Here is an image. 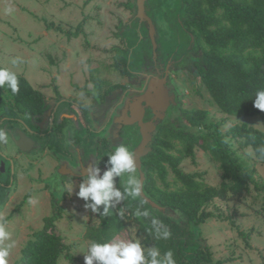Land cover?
I'll return each mask as SVG.
<instances>
[{"label": "rangeland", "instance_id": "1", "mask_svg": "<svg viewBox=\"0 0 264 264\" xmlns=\"http://www.w3.org/2000/svg\"><path fill=\"white\" fill-rule=\"evenodd\" d=\"M120 2L121 0H0V65L25 76L29 83L45 96L54 95V90H59V93L67 98L75 97L79 95L78 90H91L96 82L101 83L102 88H106L109 82H120L121 78L112 64L115 53H121L125 48L121 49L119 46L116 34L119 22H126L130 18V12L123 9ZM165 2L166 0H162L160 4L164 5ZM154 3L152 0L151 4ZM158 21L163 24L161 18ZM80 23L81 33L77 37H68L65 31H73ZM197 54L199 55L200 51H197ZM184 58L181 64L177 61L176 69L182 68L196 57L192 52H188V57ZM14 59L18 60V63L13 64ZM171 79L179 89L185 112L208 110V120L214 122L224 116L211 101L199 76L174 70ZM103 81L107 83L103 84ZM240 122L263 129L264 119L261 116H232L220 126V132L225 134L224 138L243 164L254 170V178L262 184L264 162L255 157L252 148L242 146L240 141L229 139L226 135L230 126ZM181 125L184 126V123L180 122L176 127L173 120H166L164 123L166 131H170V134H175L171 130L182 127ZM47 137L46 139H52L49 134ZM10 139L8 134L0 139V217L6 222V229L10 233V239L5 243L12 245L8 264L17 261L23 245L33 237V232L42 226L43 218L49 216L54 210L53 207L57 206L56 203L51 204L52 197L60 201L62 212L61 218L55 222L56 231L70 245L73 264H84L85 254L82 251H86L91 240H98V235L103 237V234L99 233L98 217L91 209H85L86 202L77 195L79 188H73L71 194L65 191L66 186L72 183H69L68 177L63 176L61 167H50L52 160L49 158L39 157L44 159L39 160L38 155L41 152L37 150L21 156L17 146ZM172 142L176 143V148L181 149L176 139ZM64 145L65 148L60 145L59 149L64 150L66 154L56 155L55 161L58 156L71 154V151H67L68 144ZM170 152L177 154L174 149ZM15 155L18 157L15 158ZM11 156L13 159H10ZM18 161L19 167L16 164ZM43 162L48 166L44 167ZM167 167L166 180L173 189L175 173L169 164ZM179 167L185 173H201L206 184L216 185L220 181L218 164L209 153L199 147H195V159L185 157ZM37 168L43 171L39 173ZM13 170L16 174L19 173L18 183L12 184L11 181L8 186H4L3 182L7 181ZM64 180L67 182L66 186ZM158 182L161 184L160 179ZM177 184L180 185V182ZM262 196L252 185L250 193L241 201H223L216 198L208 205L207 209L213 215L197 227L199 239L201 238L209 248L210 261L206 264H264ZM131 199L126 198L124 201L129 202ZM136 230L129 221L124 234L118 235L117 238L138 239L146 249V254L147 249L152 247L161 250V246H168L167 240L159 238L158 247L155 241L146 239L145 234L137 235ZM241 231L246 234H240ZM246 240L249 246L245 244ZM58 264H70V261L62 255Z\"/></svg>", "mask_w": 264, "mask_h": 264}, {"label": "trees", "instance_id": "2", "mask_svg": "<svg viewBox=\"0 0 264 264\" xmlns=\"http://www.w3.org/2000/svg\"><path fill=\"white\" fill-rule=\"evenodd\" d=\"M185 2L184 13L188 16L195 37L192 50L195 53L200 51L197 61L195 60L200 82L224 116L214 122L208 120V110L197 109L188 112L192 127L171 130L175 134H170L169 129L167 132L164 125L157 129L153 151L146 159L150 164L142 189L147 197L164 207L165 211L152 207L140 196L127 201L124 206L117 205V208L110 209L107 216L98 213L96 216L99 219V233L103 234V237L98 235L99 241L124 234L130 221L136 227L137 235L145 234L146 239H152L159 247V238L152 225V219L156 218L162 228H166L171 234L167 239L168 246H161V254L172 250L176 264H206L210 261L209 248L199 239L197 227L213 215L207 209L208 205L216 198L241 201L250 193L252 185L257 192L262 193L264 199V182L260 184L254 178V170L243 164L224 138L225 134L220 132V126L232 116H261L264 119V112L254 107L256 92L264 89V0ZM81 31L82 23L73 31L66 30L65 33L68 37H77ZM130 49L126 47L121 53H115L112 65L119 74L126 75L130 72L133 66V62L129 61L131 52L134 51L131 53L132 58L135 54L142 53L139 47L133 48L131 52ZM17 76L19 91L16 94L7 86L0 87V119L5 116L35 117L45 108L43 93L35 89L25 76ZM102 83L106 84L107 81ZM98 86L99 84L96 87ZM226 135L229 139L240 141L242 146L252 148L255 157L264 162V155L259 151L264 147V128L240 122L230 126ZM175 139L180 143L181 149L176 148V143L172 142ZM195 147L209 153L218 164L221 172L218 184H206L201 173H185L180 169L179 164L183 158L195 159ZM172 149L177 154L171 153ZM168 164L175 173L173 189L166 180ZM4 183H9L8 177ZM141 200L144 201L143 204ZM103 207L99 206L101 211ZM53 208V212L43 218L42 226L23 245L14 264H58L62 255L73 264L70 245L56 231L55 222L61 218V207ZM137 208L141 211L147 209L150 215L136 217L133 213ZM121 209L122 216L119 214ZM242 233L246 234L244 231L240 232ZM245 244L249 246L247 240Z\"/></svg>", "mask_w": 264, "mask_h": 264}, {"label": "flooded vegetation", "instance_id": "3", "mask_svg": "<svg viewBox=\"0 0 264 264\" xmlns=\"http://www.w3.org/2000/svg\"><path fill=\"white\" fill-rule=\"evenodd\" d=\"M151 1H144V10L152 20L155 31V41L158 45L155 55L148 25L135 17L136 0H121L120 5L130 12V18L126 22H119L116 40L122 48L130 47L131 52L133 48L139 47L142 53L135 54L133 58L132 52L129 54V61L133 62V66L126 75L118 73L120 82H109L106 88H102L101 83L96 82L91 90H78L79 95L69 98L59 93V90H54V95L43 94L45 108L39 116L30 118L5 116L0 119V135L3 138L8 134L3 135L1 131L6 126V129L11 130L9 134L11 139L13 136H18L19 130L33 140V149L24 152L18 149L21 156L35 150L41 152L38 159L39 157L49 158L53 161L50 162L52 164L50 167L55 169L61 167L60 171L63 172V176L70 179L69 183H72L73 188H79L88 167L94 164L101 169V175L103 174L107 155L114 145L125 144L133 151L139 144L141 141L140 120L145 123L154 117L153 108L147 99V86L151 79L166 78V91L169 96H174V103L168 100L163 119L157 120L155 129L151 131V138L146 145L149 150L140 158V168L144 179L150 164L146 159L153 151L157 129L164 125L166 120H173L176 127L180 122L184 123V126L181 125L179 129L192 127L188 120L189 113L183 110L179 89L171 81L174 70L198 76L195 64L198 54L192 50L195 37L191 31L188 16L184 13L186 2L185 0H166L165 4L161 5L162 0H153L155 3L152 5ZM159 18L163 20V24L158 21ZM188 52H192L196 58L182 68L176 69L177 61L181 64L182 59L188 57ZM98 84L99 86L96 87ZM48 134L51 135V140L46 139ZM64 143L68 144L67 151H71V154L65 157L58 156L62 160L57 158L55 161L56 155L66 154L64 150L59 149L60 145L66 147ZM15 156V158L18 157ZM11 158L13 159L12 156ZM43 158L39 160H44ZM16 164L19 167V161ZM43 166L48 165L46 166L43 162ZM37 169L39 173L43 171V169ZM18 174L13 170L12 175L9 176V183L11 181L12 184L18 183ZM136 175L139 178L138 170ZM116 181L119 187L118 177ZM9 183L3 182L4 186H8ZM63 183L66 186L65 180ZM64 194L66 195V192ZM55 203L61 207L60 201L52 197L51 204ZM126 203L121 201L120 205L124 206Z\"/></svg>", "mask_w": 264, "mask_h": 264}, {"label": "clouds", "instance_id": "4", "mask_svg": "<svg viewBox=\"0 0 264 264\" xmlns=\"http://www.w3.org/2000/svg\"><path fill=\"white\" fill-rule=\"evenodd\" d=\"M12 63L16 64L18 60L14 59ZM5 86L16 94L19 91L18 76L8 68L0 67V87ZM254 107L264 112V89L256 92ZM0 139H3L2 135ZM259 151L264 155V147ZM107 156L103 174L101 175V169L95 164L88 167L77 193L78 197L86 202L85 209H91L92 213H98L101 216L109 215L110 209L117 208V205L126 198L136 199L141 195V181L136 175L137 163L129 147L125 144L114 145ZM72 190L73 185L66 186V192L71 194ZM143 203L144 201L141 200V204ZM100 205L104 206L102 211L99 208ZM119 214L123 215L122 209ZM133 214L138 218L150 215L147 209L141 211L140 208H137ZM5 223L0 217V264H8L12 247L11 244L5 243L10 239ZM152 225L157 238L167 240L170 237V232L162 228L156 218L152 219ZM82 252L85 254L84 264H176L172 250L166 251L161 256L160 250L152 247L147 249L146 254V249L138 239L125 240L113 237L104 241L91 240L86 251Z\"/></svg>", "mask_w": 264, "mask_h": 264}, {"label": "water", "instance_id": "5", "mask_svg": "<svg viewBox=\"0 0 264 264\" xmlns=\"http://www.w3.org/2000/svg\"><path fill=\"white\" fill-rule=\"evenodd\" d=\"M144 1L145 0H136L135 17H137L140 21H144L148 25L150 38L153 42V54L155 55L156 50L158 48V45L155 41V31H154V28L152 25V20L145 13V10H144ZM192 38H191V43H193ZM165 79H166L165 77L162 79L155 78V79H151L150 82L148 83L147 99L149 100V103L151 104V107L153 108L154 117H153V119H151L150 121L145 122V123H142V121L140 120L139 126H140V133H141V141L132 151L134 153V156L136 159L138 175H139V179L141 181V195L140 196L142 198H144L147 202H149V204L152 207L161 209L163 211H165L166 209L164 207L159 206L157 203H155L153 200H151L149 197H147L143 192L142 186H143V181H144V174L140 168V161H141L140 158H141V156L145 155L149 150V148L146 145H147V142L151 138V131H153L155 129L156 121L163 119V116H164L163 112L165 111V109L168 105V100L170 99L174 103V99H173L174 96L173 95L169 96L167 91H166ZM1 131H2L3 135H5L6 133H8V135H9L11 133L10 128L6 129V126L3 127ZM17 132L16 133L18 134V136L12 137V141L15 143L17 148L23 152L33 149L34 148L33 140L28 138L27 136H25V134L23 132H21L19 130ZM168 213H169V211H168ZM171 213L172 212L170 211V214Z\"/></svg>", "mask_w": 264, "mask_h": 264}]
</instances>
